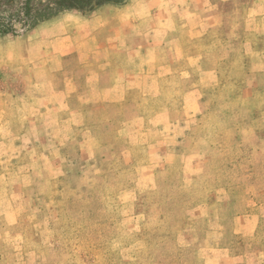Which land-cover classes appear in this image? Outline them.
<instances>
[{"label": "crops", "instance_id": "obj_1", "mask_svg": "<svg viewBox=\"0 0 264 264\" xmlns=\"http://www.w3.org/2000/svg\"><path fill=\"white\" fill-rule=\"evenodd\" d=\"M215 1L234 8L225 12ZM239 1L128 0L91 16L61 15L25 39L0 45L12 61L23 47L33 73L28 91L13 92L10 109L0 91V148H6L0 152V264L24 261L28 231L22 224L35 228L28 219L34 207L32 166L63 158L59 149L68 143L79 145L86 160L97 159L100 144L124 143L118 159L136 173V193L157 190L173 163L188 188L211 177L207 151L187 148L194 140L193 112L200 111L207 89L221 74L203 68L206 59L197 48L221 31L243 29L255 37L244 46L256 63V79H264L260 52L252 49L264 31V0H242L245 19ZM13 80L17 85L18 75L11 73ZM25 125L32 131L26 139L30 146L22 148ZM44 129L51 134L38 140L37 131ZM46 145L53 146L47 154ZM260 196L252 213L229 220L219 211L227 202L220 194L189 203L192 225L181 235L185 246L199 245L202 264H264V191ZM41 229L46 232L45 221Z\"/></svg>", "mask_w": 264, "mask_h": 264}, {"label": "rangeland", "instance_id": "obj_2", "mask_svg": "<svg viewBox=\"0 0 264 264\" xmlns=\"http://www.w3.org/2000/svg\"><path fill=\"white\" fill-rule=\"evenodd\" d=\"M239 2L241 18L245 19L244 1ZM214 4L225 12L234 8L228 3ZM17 33L0 40V45L25 39L19 27ZM254 38L243 29L238 33L221 31L197 48L206 59L203 68L221 74L218 82L207 89L200 111L193 112L190 135L194 140L187 148L207 151L211 169L208 180L188 188L182 170L173 163L166 166L157 190L145 188L136 193V173L118 159L127 147L124 143L100 144L99 156L94 160L82 159L80 146L68 143L59 149L63 158L52 164L46 160V166L39 161L31 168L33 186L29 197L34 207L28 219L35 228L23 222L28 239L24 261L17 264H169L176 259L182 264H202L199 245L185 246L181 238L192 225L187 215L189 203L198 204L206 195L214 199L220 194L228 205H234L219 209L224 220H229L252 213L264 191V79H256V63L249 46H244L245 41ZM253 42L252 49L260 52L263 62L259 67L264 70V31ZM6 50L0 49V91L7 94L2 99L10 109L16 97L13 92L28 91L33 73L24 59L23 47L16 51L13 61ZM11 73L18 75L17 85L14 80L11 83ZM20 114L27 116L26 112ZM23 128L21 137L25 142L21 146L25 148L30 146L26 139L32 126ZM37 133L41 140L51 131ZM50 146H44L46 154ZM36 147L43 149L39 142ZM4 150L0 148V152ZM135 161L138 165L146 163ZM44 221L46 232L41 229ZM204 226L201 223L199 227ZM11 261L14 264L15 260Z\"/></svg>", "mask_w": 264, "mask_h": 264}, {"label": "trees", "instance_id": "obj_3", "mask_svg": "<svg viewBox=\"0 0 264 264\" xmlns=\"http://www.w3.org/2000/svg\"><path fill=\"white\" fill-rule=\"evenodd\" d=\"M126 3L128 0H0V40L17 36V27L27 34L42 23L67 13L91 16L106 5L120 6ZM232 204L223 203L220 209L233 208ZM169 264L182 263L176 259Z\"/></svg>", "mask_w": 264, "mask_h": 264}]
</instances>
